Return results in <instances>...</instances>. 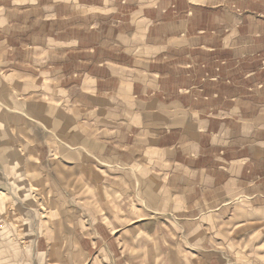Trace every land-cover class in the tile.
<instances>
[{"label":"crops","instance_id":"0c3cea01","mask_svg":"<svg viewBox=\"0 0 264 264\" xmlns=\"http://www.w3.org/2000/svg\"><path fill=\"white\" fill-rule=\"evenodd\" d=\"M45 1L31 57L0 59V161L46 224L34 263L219 264L210 225L242 196L264 211V0Z\"/></svg>","mask_w":264,"mask_h":264},{"label":"rangeland","instance_id":"374dc122","mask_svg":"<svg viewBox=\"0 0 264 264\" xmlns=\"http://www.w3.org/2000/svg\"><path fill=\"white\" fill-rule=\"evenodd\" d=\"M47 3L45 0L39 4L33 3V0H23V5L17 3L16 6L13 0H0V59L31 57V49L24 44H32L35 30L32 19L47 12ZM78 19L77 15L75 20ZM8 26L12 29L8 30ZM46 28L40 27V32L46 31ZM6 30L9 40L4 42L1 31ZM36 190L31 177L25 174L24 168L19 167L17 163L0 161V260L2 263L38 264L34 263L33 259L36 253V240L41 233H44L45 226L43 227L44 223L39 221L41 209L40 205L38 206L39 197ZM236 201L244 210H228L226 214H232L234 220L226 221L220 218L216 220L218 225H210L208 231L213 233L215 238L208 248L214 254V258L219 260V264H264V221L259 220L264 218V211L250 207L244 196ZM243 218H256V220L238 221ZM203 229L207 230V228ZM182 243L179 245L180 249L187 253L204 250L185 238ZM136 246L135 252L142 253L145 248L152 250L154 243L150 239L143 240L140 237ZM58 249L57 246L52 247L53 251ZM38 258L39 264H43L45 259L41 255ZM91 260L87 264H102L101 260L95 258ZM136 261L142 262L143 257H137ZM51 262L84 264L83 259L78 257L76 252L72 259L53 257Z\"/></svg>","mask_w":264,"mask_h":264}]
</instances>
